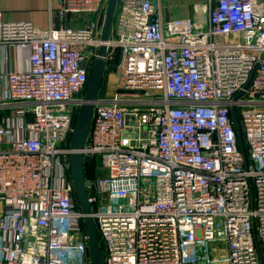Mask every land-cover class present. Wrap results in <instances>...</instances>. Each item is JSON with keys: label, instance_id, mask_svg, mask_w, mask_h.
I'll list each match as a JSON object with an SVG mask.
<instances>
[{"label": "built area", "instance_id": "1", "mask_svg": "<svg viewBox=\"0 0 264 264\" xmlns=\"http://www.w3.org/2000/svg\"><path fill=\"white\" fill-rule=\"evenodd\" d=\"M107 2L62 0L47 29L0 6V64L28 63L0 71V264H91L70 141L101 45L116 84L80 152L103 264H264V0H117L103 42Z\"/></svg>", "mask_w": 264, "mask_h": 264}, {"label": "water", "instance_id": "2", "mask_svg": "<svg viewBox=\"0 0 264 264\" xmlns=\"http://www.w3.org/2000/svg\"><path fill=\"white\" fill-rule=\"evenodd\" d=\"M117 0H108L107 8L103 23V30L101 39L103 42L108 41L114 20L115 8ZM106 46L101 45L98 49V57L95 60L92 73L90 74L88 86L84 95V101L79 110L74 130L72 133L70 146L73 150L70 161H71V176L74 185L75 195L80 205L82 212L85 214L84 223L86 227V233L88 236V248L91 259V264H103L101 249L98 241V234L96 229L95 221L91 215L92 206L89 201L88 187L86 183L85 164L84 157L80 150L84 147L86 142L94 108V102L97 100L102 84V80L105 72V59ZM258 65L256 66V68ZM255 68V69H256ZM255 70L252 73L253 77ZM235 117L239 125V120L235 112ZM240 127V125H239ZM240 134H241V127ZM242 149L247 157V150L244 145L242 134H241Z\"/></svg>", "mask_w": 264, "mask_h": 264}, {"label": "crops", "instance_id": "3", "mask_svg": "<svg viewBox=\"0 0 264 264\" xmlns=\"http://www.w3.org/2000/svg\"><path fill=\"white\" fill-rule=\"evenodd\" d=\"M61 2L62 0H0V6L5 21H29L35 27L47 29L61 7ZM208 2L209 0H160L165 18L191 17L194 20L208 18V13L204 12ZM1 56H4L2 52ZM27 66V52L11 48L9 60L0 64V71L23 70ZM2 87L3 82L0 81V88ZM106 94L110 96L112 93L107 91ZM3 113L5 112L2 111Z\"/></svg>", "mask_w": 264, "mask_h": 264}, {"label": "rangeland", "instance_id": "4", "mask_svg": "<svg viewBox=\"0 0 264 264\" xmlns=\"http://www.w3.org/2000/svg\"><path fill=\"white\" fill-rule=\"evenodd\" d=\"M91 73H92V71H91ZM114 73H115V70L111 71V72H107L106 74L104 73V77L103 78L106 77V87L104 89V93H106L107 91L108 92L110 91L112 94H114L115 87H111V86L108 85L109 82L112 80V76L114 75L116 77V75ZM115 83H116V81H115ZM215 247H216V250L212 249L210 251V256L216 258V257H221V256H225L226 255V249L224 248V246L222 244L215 245ZM219 252L221 254H219Z\"/></svg>", "mask_w": 264, "mask_h": 264}, {"label": "trees", "instance_id": "5", "mask_svg": "<svg viewBox=\"0 0 264 264\" xmlns=\"http://www.w3.org/2000/svg\"><path fill=\"white\" fill-rule=\"evenodd\" d=\"M119 59V56L111 63L109 64V66L105 67V74L107 72H111V71H114L115 70V67L117 65V61ZM90 77V75H89ZM106 87V77L103 78L102 80V84H101V88H100V92H99V96H103L105 93H104V89ZM91 171V170H90ZM92 172V171H91ZM85 174H86V178H89L90 177V173L89 171L87 170V167H86V171H85Z\"/></svg>", "mask_w": 264, "mask_h": 264}, {"label": "bare ground", "instance_id": "6", "mask_svg": "<svg viewBox=\"0 0 264 264\" xmlns=\"http://www.w3.org/2000/svg\"><path fill=\"white\" fill-rule=\"evenodd\" d=\"M115 81H116V77L113 75L112 76V80L110 81V83H109V86H111V87H115Z\"/></svg>", "mask_w": 264, "mask_h": 264}]
</instances>
